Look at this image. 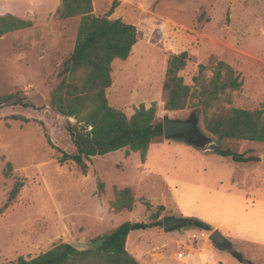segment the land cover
Instances as JSON below:
<instances>
[{"label":"rangeland","instance_id":"374dc122","mask_svg":"<svg viewBox=\"0 0 264 264\" xmlns=\"http://www.w3.org/2000/svg\"><path fill=\"white\" fill-rule=\"evenodd\" d=\"M61 3L0 0V16L32 22L31 28L0 37V97L21 92L41 108H0V264L33 259L60 243H91L126 221L148 223L163 202L169 205L158 220L172 216L171 205L178 200L175 188L182 191L178 182L190 183L203 173L201 162L183 166L168 147L153 154L150 172L141 166L139 155L126 156L125 150L93 158L85 175L71 161L58 162L57 150L73 154L74 147L66 132L68 120L51 111L48 102L59 68L73 51L80 22V17L58 19L55 13ZM92 6L98 17L108 15L114 6L110 19L134 25L138 34L129 57L112 63V84L106 91L112 108L130 117L140 106L155 104L159 122L164 117L184 121L198 114L199 129L215 146L216 138L205 131L200 113L191 108L163 109L167 59L183 52L188 61L178 75L185 84L192 86L198 65L216 57L231 66L243 83L226 107L249 111L264 107V0H92ZM165 141L169 140L161 142ZM220 147L260 159L233 172L234 191L264 185L263 143L225 139ZM207 156L206 164L219 169L211 159L217 157ZM7 163L12 167L9 177L3 174ZM246 179L252 182L245 183ZM16 180L23 181V187L5 207ZM98 184H103L102 191ZM124 188H132L137 199L131 214L115 213L111 207L114 189ZM144 201L152 205L150 211ZM138 232L129 237L127 250L138 249L140 263L178 262L176 243L162 227ZM196 238L203 235L190 237L191 242ZM220 257L223 264H242L226 251Z\"/></svg>","mask_w":264,"mask_h":264},{"label":"trees","instance_id":"16d2710c","mask_svg":"<svg viewBox=\"0 0 264 264\" xmlns=\"http://www.w3.org/2000/svg\"><path fill=\"white\" fill-rule=\"evenodd\" d=\"M113 9L114 6L108 15L98 17L93 14L92 0H62L55 13L60 20L80 17L73 51L59 68L48 108L68 120L66 132L74 147L73 154L57 150L58 162H73L83 175L93 158L122 150L126 156L131 152L138 153L144 162L150 145L164 139L162 122L156 120L155 104L149 108L140 106L130 117L108 104L106 91L112 84V63L126 60L138 41L134 25L110 19ZM31 27V21L10 14L0 16V37ZM187 61L186 52L170 55L167 59L161 93L164 111L193 109L202 116L205 131L216 138L215 146L210 148L213 153L235 163L259 162L257 156L236 153L221 148L220 144L225 139L264 144V107L252 111L226 107L232 104L233 94L240 91L243 83L231 66L216 57H210L207 64L198 65L192 86L185 84L178 73L185 69ZM16 106L41 109L21 92L0 97V108ZM47 142L52 146L49 139ZM196 148L203 150L199 146ZM11 173V164L7 163L3 174L9 177ZM22 187L23 181L16 180L5 207L17 197ZM103 187V184L97 185L99 191ZM114 195L115 202L111 207L115 213L132 211L135 203L132 189H114ZM143 204L147 211L151 210L150 203L144 201ZM162 211L164 207L158 206L157 211L150 214L148 223H121L109 234L94 239L92 242L99 244L95 249L78 251L68 243H60L33 259L19 258L15 264H140L127 251V238L132 231L162 227V220H158ZM190 219L187 227L212 230L204 221ZM227 251L239 263L253 264L234 251L230 243Z\"/></svg>","mask_w":264,"mask_h":264},{"label":"crops","instance_id":"0c3cea01","mask_svg":"<svg viewBox=\"0 0 264 264\" xmlns=\"http://www.w3.org/2000/svg\"><path fill=\"white\" fill-rule=\"evenodd\" d=\"M172 142L175 144L171 145ZM164 147H168L167 150L170 149L173 157L183 166H191L190 164L197 162L203 165L201 177L197 176L195 181L191 180L190 183L178 182L182 185L180 187L182 191L175 188L178 200L171 205L173 208L171 215L177 218H197L204 221L211 226L212 230H217L228 244H231L232 249L242 254L246 260L253 264H264V185L259 189L241 192L234 191L231 187L233 172L241 170V167H247L240 165L251 163H235L230 158L216 155L210 149L200 150L180 140H169L163 143H152L144 162L141 161V166L148 172L154 171L151 157L158 149L164 150ZM208 154H214L217 157L211 159L213 163L219 164V169L216 165L206 164ZM129 155L138 157L136 155L139 154L131 152ZM228 160L232 162L229 163ZM221 168L224 172H221ZM249 182L252 181L245 180V183ZM134 197L136 199L135 194ZM135 203L132 211L125 212L133 213ZM160 205L167 208L169 203L163 202ZM188 228L167 233L170 235L169 238L173 237L170 240L176 243L174 256L176 257L179 251L184 255L183 261L176 259L178 262L173 264H223L220 253L228 251L218 249L208 237L206 240L203 230ZM139 233L138 231L130 232L126 249L129 237ZM200 235H203V238H196L191 242L190 237ZM129 253L138 261V249Z\"/></svg>","mask_w":264,"mask_h":264},{"label":"water","instance_id":"95a60500","mask_svg":"<svg viewBox=\"0 0 264 264\" xmlns=\"http://www.w3.org/2000/svg\"><path fill=\"white\" fill-rule=\"evenodd\" d=\"M198 114H193L187 120H178L164 117L162 119L163 138L165 140H181L191 146H199L200 144L209 147L214 145L209 138L205 136L199 129ZM73 121V119H71ZM211 150V149H210ZM190 218H177L173 216H165L162 218V230L164 233H170L183 227H187L190 223ZM203 233L217 247L227 250V240L217 231L213 232L203 230ZM71 247L78 251H86L98 247V243H86L83 241H75L69 243Z\"/></svg>","mask_w":264,"mask_h":264},{"label":"built area","instance_id":"2783aa9c","mask_svg":"<svg viewBox=\"0 0 264 264\" xmlns=\"http://www.w3.org/2000/svg\"><path fill=\"white\" fill-rule=\"evenodd\" d=\"M176 259L178 261H183L184 260V255H183V252L179 251L176 253Z\"/></svg>","mask_w":264,"mask_h":264}]
</instances>
